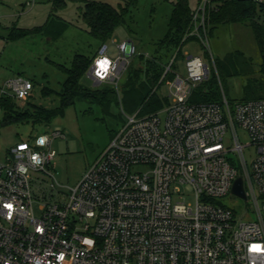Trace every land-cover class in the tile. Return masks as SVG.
Instances as JSON below:
<instances>
[{
  "label": "built area",
  "instance_id": "built-area-1",
  "mask_svg": "<svg viewBox=\"0 0 264 264\" xmlns=\"http://www.w3.org/2000/svg\"><path fill=\"white\" fill-rule=\"evenodd\" d=\"M205 8L194 15L203 23L191 36L209 48ZM113 44L117 54L102 46L88 76L118 92L138 51L133 41ZM186 67V76L175 73L169 83L163 107L126 116L69 200H43L40 217L32 174L55 160L53 139L40 135L11 149L9 162H0V264H264V99L233 108L225 98L195 102L210 67L200 56H188ZM7 87L23 102L34 85L16 78ZM239 128L256 148L251 164ZM229 134L233 150L225 144ZM230 152L239 156L238 166ZM239 178L256 220H237L221 203L239 197L233 192Z\"/></svg>",
  "mask_w": 264,
  "mask_h": 264
},
{
  "label": "rangeland",
  "instance_id": "rangeland-1",
  "mask_svg": "<svg viewBox=\"0 0 264 264\" xmlns=\"http://www.w3.org/2000/svg\"><path fill=\"white\" fill-rule=\"evenodd\" d=\"M88 1L107 3L116 9H128L124 24L115 31V38L105 45L109 47V55L114 57L117 49L113 44L133 41L138 53L130 59V64L121 80L117 92V103L111 106L110 114H106L98 106H90L86 102H77L65 107L62 114L56 115L49 122L33 124L20 117L22 114L40 117L35 106L48 111L61 108L58 93L66 80L60 65L70 67L76 55H84L92 61L100 54L101 44L89 31L83 20V11ZM176 0H0V106L12 102V92L7 87L10 80L23 78L34 85L31 96L26 101L16 100L13 118L24 121L7 126L0 125V162H9L11 149L21 141H31L40 135H49L53 139L52 149L56 152L53 163L46 172H33L32 189L34 195V212L41 216L40 205L43 200L52 199L60 203L69 200L71 189L75 188L84 174L91 168L100 155L106 150L113 137L123 127L126 116L134 115L125 107V87L130 72L146 70V60H154L160 42L168 33L169 21ZM212 0H188L194 15L205 5L206 20L204 22L209 37L210 47L203 45L197 35L186 40L180 53L177 49L168 52L159 51L166 64L171 66L169 75L163 79V85L154 89L159 97L168 98L169 83L175 73L187 75L186 59L188 56H200L210 67V79L203 83L208 89L209 82L217 77L223 104L224 98L231 108L236 104L264 98V90L257 87L248 88L247 76H226L219 78L216 61H223L228 56L242 54V60L235 59L236 66L244 63L258 71L262 58L252 28L247 23H229L219 25L209 34L208 8ZM215 4V3H214ZM51 17L60 21L66 28L58 39L43 34H31L12 39V32L32 30L43 26ZM201 18H193L194 31L202 24ZM187 39V38H185ZM185 41V40H184ZM256 78L260 75L256 73ZM144 77V76H143ZM202 84V85H203ZM85 88L90 90L112 88L108 85H95L88 75L83 80ZM53 91V93H48ZM197 91V90H196ZM195 91V92H196ZM5 92L3 95L2 93ZM4 110L0 108V124L4 118ZM36 119V118H35ZM61 136L54 138V135ZM240 142L246 146L245 156L252 163L256 148L251 144L249 135L238 129ZM226 146L235 148L231 134L226 139ZM231 159L237 166L239 156L230 152ZM236 212L237 220H256L253 204L244 198L231 196L221 200ZM248 214V215H247Z\"/></svg>",
  "mask_w": 264,
  "mask_h": 264
},
{
  "label": "trees",
  "instance_id": "trees-1",
  "mask_svg": "<svg viewBox=\"0 0 264 264\" xmlns=\"http://www.w3.org/2000/svg\"><path fill=\"white\" fill-rule=\"evenodd\" d=\"M60 0H55L59 2ZM208 8V25H210L209 34L219 25L229 23H247L253 30L259 51L261 53V64L258 71L245 63L242 66H236L234 60H242V54L236 53L235 56H228L223 61H216V70L219 78L221 74L226 76H247L248 88L257 87L264 90V1L258 0H212ZM215 3V4H214ZM128 9H116L107 3L88 1L83 11V20L89 27L90 34L101 44L105 45L108 41L115 38V31L124 24ZM194 13L191 11L188 0H176L174 9L169 21L168 33L156 53L157 58L146 60V70H137L130 72L125 87V107L127 111L140 109L143 115L155 112L163 107L167 101L162 99L156 93L155 88L163 85L161 78L165 74L166 64L159 51L166 49L168 52L174 49L181 52L186 40L192 38L194 31L193 25ZM65 26L60 21L51 17L43 26L32 30H19L12 32V39L28 36L31 34H43L52 39L61 37ZM203 33V28L199 29ZM187 37V39H185ZM185 40V41H184ZM92 60L84 55H76L70 67L60 65V69L66 75V80L62 85V90L58 93L61 102V108L57 111H48L41 107H36L40 117L22 114L25 123L32 122L46 123L56 115L62 114L65 107L75 105L77 102H86L90 106L100 107L106 114H110L111 106L117 103V92L113 88L90 90L84 87L83 80L88 75ZM258 73L260 78L254 75ZM169 73L165 76V78ZM144 76V77H143ZM211 87L201 85L194 94L193 101L198 103H217L222 99L219 83L216 78L210 81ZM53 93V91H48ZM3 103L0 108L4 110V118L1 126H7L12 123H21L19 119L13 118L12 112L18 106L16 100ZM264 99V98H260ZM256 100V99H254Z\"/></svg>",
  "mask_w": 264,
  "mask_h": 264
},
{
  "label": "water",
  "instance_id": "water-1",
  "mask_svg": "<svg viewBox=\"0 0 264 264\" xmlns=\"http://www.w3.org/2000/svg\"><path fill=\"white\" fill-rule=\"evenodd\" d=\"M130 42H132V41H130ZM233 192H234V194L238 195L239 197H242V198L245 197L244 190H243V182H242L241 178H239L236 181Z\"/></svg>",
  "mask_w": 264,
  "mask_h": 264
}]
</instances>
